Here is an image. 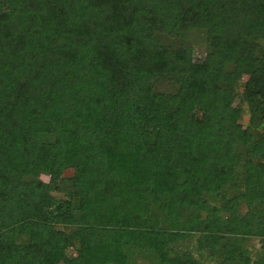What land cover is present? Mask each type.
I'll list each match as a JSON object with an SVG mask.
<instances>
[{
    "label": "trees",
    "instance_id": "trees-1",
    "mask_svg": "<svg viewBox=\"0 0 264 264\" xmlns=\"http://www.w3.org/2000/svg\"><path fill=\"white\" fill-rule=\"evenodd\" d=\"M263 120L264 0H0V264L168 263L188 233L259 237L264 264Z\"/></svg>",
    "mask_w": 264,
    "mask_h": 264
},
{
    "label": "rangeland",
    "instance_id": "rangeland-1",
    "mask_svg": "<svg viewBox=\"0 0 264 264\" xmlns=\"http://www.w3.org/2000/svg\"><path fill=\"white\" fill-rule=\"evenodd\" d=\"M160 36L166 40L169 46H174L175 43L180 39L177 36L164 33H160ZM184 40L185 43L190 44L194 60H201L206 49V43L203 39V35L198 32H190L189 34H185ZM243 79H241L240 82H238V86H236V95L231 106L233 108H239L240 119L238 123L241 128L244 129L249 125L251 116L249 107L244 103L241 96ZM255 130L257 132L264 133V120L260 122L257 127H255ZM71 175V170H65L61 172L58 183L61 190L52 193L56 198H63L64 192L70 190L68 179L71 177ZM236 175L235 182L233 184H229L223 189V191H225L228 195L240 191L241 189V181L238 177L239 175L237 173ZM39 179L43 182L48 180L46 176H40ZM207 204L210 207L215 208H217L219 205L218 202L209 203L208 201ZM236 208L240 216L244 215L247 211V207L243 203H239ZM221 216L224 219L226 214H221ZM149 222L154 229H165V225L155 217H151ZM203 241L204 238L202 234L198 235L194 233H188L187 238L183 242L179 241L177 243L168 245L165 248L168 263H162L157 255L144 247L143 244H128L123 249V254L125 256L126 264H172V262L177 261L181 255L185 254L191 255L192 258L195 259L199 264H254L263 252L261 249V239L259 237L226 234L221 237L213 252L204 246ZM198 243H201L203 246L200 247ZM224 246H226L228 249L234 250L235 253L231 259H228L224 255ZM65 256L67 258H73L75 256L74 248H68L65 251ZM244 260L247 262H244Z\"/></svg>",
    "mask_w": 264,
    "mask_h": 264
}]
</instances>
